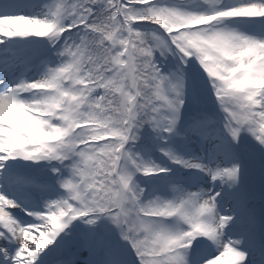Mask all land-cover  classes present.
I'll list each match as a JSON object with an SVG mask.
<instances>
[{"label": "snow or ice", "instance_id": "6c2138e0", "mask_svg": "<svg viewBox=\"0 0 264 264\" xmlns=\"http://www.w3.org/2000/svg\"><path fill=\"white\" fill-rule=\"evenodd\" d=\"M0 264H264V0H0Z\"/></svg>", "mask_w": 264, "mask_h": 264}]
</instances>
